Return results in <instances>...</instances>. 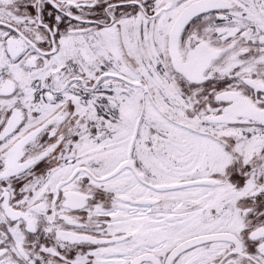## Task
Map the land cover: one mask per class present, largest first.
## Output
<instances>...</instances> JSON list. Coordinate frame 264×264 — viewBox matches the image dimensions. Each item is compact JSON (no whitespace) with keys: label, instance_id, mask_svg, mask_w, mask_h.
Listing matches in <instances>:
<instances>
[{"label":"snow or ice","instance_id":"1","mask_svg":"<svg viewBox=\"0 0 264 264\" xmlns=\"http://www.w3.org/2000/svg\"><path fill=\"white\" fill-rule=\"evenodd\" d=\"M0 264H264V0H0Z\"/></svg>","mask_w":264,"mask_h":264}]
</instances>
